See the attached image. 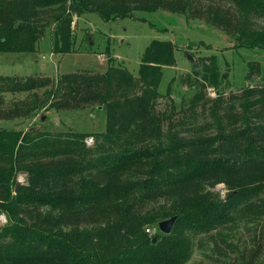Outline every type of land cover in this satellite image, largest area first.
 I'll use <instances>...</instances> for the list:
<instances>
[{
    "label": "trees",
    "instance_id": "trees-1",
    "mask_svg": "<svg viewBox=\"0 0 264 264\" xmlns=\"http://www.w3.org/2000/svg\"><path fill=\"white\" fill-rule=\"evenodd\" d=\"M157 9L202 20L237 46L264 51V0H0V53H34L46 31L53 53H69L73 15L112 20ZM173 51L169 40H150L136 76L112 57L103 71L0 75V119L91 105L106 116L102 132L0 128V211L14 219L0 224V264H80L52 227L93 221L113 208L116 224L87 238L98 253L95 264H184L187 234L208 232L239 209L264 207L257 197L264 187V81L210 97L193 80L179 109L172 100L157 109V84L162 67L174 64ZM14 91L32 97L3 107V93ZM217 184L227 189L225 199L213 190ZM161 196L166 204L148 217L141 202ZM173 215L160 239L144 232V224ZM261 243L254 240L245 264H258Z\"/></svg>",
    "mask_w": 264,
    "mask_h": 264
},
{
    "label": "rangeland",
    "instance_id": "rangeland-1",
    "mask_svg": "<svg viewBox=\"0 0 264 264\" xmlns=\"http://www.w3.org/2000/svg\"><path fill=\"white\" fill-rule=\"evenodd\" d=\"M71 29V52L53 53L50 35L46 31L34 53H0V75L26 77L38 74L55 77L84 68L103 71L107 67L108 57H112L115 65L125 66L136 76L144 48L150 40L161 39L172 42L174 64L162 67L157 84V109L167 108L170 100L179 109L181 101L193 93L188 84L193 80L203 82L210 97L220 91L227 96L231 92H238L245 85H261L264 81L263 50L237 46L219 29L199 19H188L180 13L161 9L137 10L132 17L104 20L96 12H86L73 15ZM3 97V107H9L12 102L31 99L32 95L25 91H14L4 92ZM105 125V109L98 105L83 109L42 108L30 117L0 119V128L22 131L33 126L49 132H102ZM85 142L91 144L93 137H86ZM16 177L24 180L25 174L17 173ZM213 190L219 193L221 199H225L227 189L223 184L215 185ZM257 197L264 200V187L258 191ZM165 199L168 198L146 199L141 202V209L148 211V217L155 218L159 215L158 206L166 204ZM47 210L43 208V212ZM116 211L114 208L105 210L95 214L93 221H69L52 227V230L60 233L58 243L63 247L71 245V254L64 247L69 257L77 259L80 264H95L98 253L87 238H90L92 229L115 225L119 219ZM53 213L57 214V211ZM13 220L0 211V224ZM143 230L148 236H155V240L160 239L161 231L155 222L144 224ZM186 237L190 240V248L184 264H245L254 240L263 242L261 244L264 246V207L239 209L229 213L222 225L208 232L187 234ZM262 248V253L256 259L258 264H264Z\"/></svg>",
    "mask_w": 264,
    "mask_h": 264
},
{
    "label": "water",
    "instance_id": "water-1",
    "mask_svg": "<svg viewBox=\"0 0 264 264\" xmlns=\"http://www.w3.org/2000/svg\"><path fill=\"white\" fill-rule=\"evenodd\" d=\"M189 59L191 60V57L188 56ZM230 195V194H229ZM176 216L173 215L169 218H166V219H163V220H160L157 224L159 230L163 233H168L170 230H171V227L173 225V222L175 220ZM155 236L152 238V240L154 241L155 240Z\"/></svg>",
    "mask_w": 264,
    "mask_h": 264
},
{
    "label": "crops",
    "instance_id": "crops-1",
    "mask_svg": "<svg viewBox=\"0 0 264 264\" xmlns=\"http://www.w3.org/2000/svg\"><path fill=\"white\" fill-rule=\"evenodd\" d=\"M99 58H100V56H99ZM100 59L102 60V58H100ZM101 60H100V61H101Z\"/></svg>",
    "mask_w": 264,
    "mask_h": 264
},
{
    "label": "built area",
    "instance_id": "built-area-1",
    "mask_svg": "<svg viewBox=\"0 0 264 264\" xmlns=\"http://www.w3.org/2000/svg\"><path fill=\"white\" fill-rule=\"evenodd\" d=\"M91 140V138H89Z\"/></svg>",
    "mask_w": 264,
    "mask_h": 264
}]
</instances>
